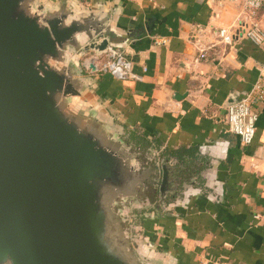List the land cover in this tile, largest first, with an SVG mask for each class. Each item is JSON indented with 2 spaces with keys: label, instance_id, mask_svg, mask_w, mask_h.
Instances as JSON below:
<instances>
[{
  "label": "water",
  "instance_id": "1",
  "mask_svg": "<svg viewBox=\"0 0 264 264\" xmlns=\"http://www.w3.org/2000/svg\"><path fill=\"white\" fill-rule=\"evenodd\" d=\"M116 15L101 0H0V264H176L124 223L163 213L198 173L133 150L82 76L85 55L128 45Z\"/></svg>",
  "mask_w": 264,
  "mask_h": 264
},
{
  "label": "crops",
  "instance_id": "2",
  "mask_svg": "<svg viewBox=\"0 0 264 264\" xmlns=\"http://www.w3.org/2000/svg\"><path fill=\"white\" fill-rule=\"evenodd\" d=\"M101 1L117 11L115 29L129 34L121 50L140 80L86 70L85 56H101L92 52L81 59L82 76L127 138L177 153L198 173L167 210L145 217L144 234L176 264H264V105L250 145L225 121L229 99L248 93L264 67V45L236 30L246 18L243 0ZM220 31L234 36L230 45ZM158 38L166 45H156Z\"/></svg>",
  "mask_w": 264,
  "mask_h": 264
},
{
  "label": "built area",
  "instance_id": "3",
  "mask_svg": "<svg viewBox=\"0 0 264 264\" xmlns=\"http://www.w3.org/2000/svg\"><path fill=\"white\" fill-rule=\"evenodd\" d=\"M263 10V13L259 14ZM243 12L245 20L237 24V33L245 39L260 47L264 45V0H243ZM258 17V18H257ZM218 37L226 44H231L233 35H226L220 31ZM154 43L164 46L166 39H155ZM205 53H201L196 62L204 59ZM97 61V62H96ZM82 65L86 70L91 66L95 71L102 74H109L117 81L140 80L133 71V65L121 49H109L101 56L87 55L82 60ZM264 105V67L259 78L252 89L244 94L239 101L226 107L225 121L229 131L237 136L243 145H250L256 132V122L258 120V109Z\"/></svg>",
  "mask_w": 264,
  "mask_h": 264
},
{
  "label": "flooded vegetation",
  "instance_id": "4",
  "mask_svg": "<svg viewBox=\"0 0 264 264\" xmlns=\"http://www.w3.org/2000/svg\"><path fill=\"white\" fill-rule=\"evenodd\" d=\"M126 142L130 143L131 145H133V150L136 149V147H138L139 143L140 142L138 139L136 140L135 137H126ZM142 150V154H144V156L147 157H152V154L151 153H147L145 155V152L147 151V149H141ZM142 168H148L151 164L147 165L146 164V161L144 160V157L142 155ZM147 197L150 198V192L149 193H144L142 194V199H141V202L143 203ZM153 212V213H152ZM151 215H160V213L158 212H154L152 209L151 210H147L144 208V206L142 207V209L140 210H134L132 211V213H130V222L127 221L125 222L124 226L130 230V232L132 234H135V232L133 231V228L135 227H138V226H143L145 224V217H150Z\"/></svg>",
  "mask_w": 264,
  "mask_h": 264
},
{
  "label": "rangeland",
  "instance_id": "5",
  "mask_svg": "<svg viewBox=\"0 0 264 264\" xmlns=\"http://www.w3.org/2000/svg\"><path fill=\"white\" fill-rule=\"evenodd\" d=\"M125 224V223H124Z\"/></svg>",
  "mask_w": 264,
  "mask_h": 264
}]
</instances>
